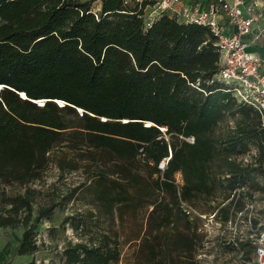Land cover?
<instances>
[{
    "label": "trees",
    "instance_id": "1",
    "mask_svg": "<svg viewBox=\"0 0 264 264\" xmlns=\"http://www.w3.org/2000/svg\"><path fill=\"white\" fill-rule=\"evenodd\" d=\"M155 2L101 0L95 12L92 0H0V228H23L18 254L39 250L38 225L60 204L28 185L51 163L80 167L56 153L68 135L96 165L88 189L105 214L118 210L124 222L147 210L135 264H201L195 223L209 212L223 223L241 213L250 229L235 243L255 254L264 223L246 214L264 191L255 177L264 178V118L217 79L212 29L168 13L148 25ZM228 117L235 126L218 132ZM251 147L257 165H244ZM15 185L25 190L9 194ZM121 255L118 237L100 232L62 259L114 264Z\"/></svg>",
    "mask_w": 264,
    "mask_h": 264
},
{
    "label": "rangeland",
    "instance_id": "2",
    "mask_svg": "<svg viewBox=\"0 0 264 264\" xmlns=\"http://www.w3.org/2000/svg\"><path fill=\"white\" fill-rule=\"evenodd\" d=\"M92 1L93 10L98 12L101 8V0ZM151 9V6L146 9L145 18L148 22L151 17ZM234 126L235 120L228 117L218 127V132L226 133ZM85 149V145L79 139L72 135L66 136L58 146L56 153L59 156H64L63 152H65L68 159L79 160V169L62 171L57 164L51 163L41 182L28 185L42 189L45 194L56 196L60 203L49 219L39 223L37 228L39 250L31 254L29 264L32 262L33 264H64L62 253L65 248L77 242L86 241L89 235H96L100 232L110 233L112 236L118 237L121 242V259L114 264H135V254L140 243V240L136 238L141 226L145 223L147 210L141 209L137 215L132 212L125 213L124 222L120 220L118 210H115L113 215L105 214L99 202L95 200L88 189L93 180V171L96 170V165L89 159L83 158V155L81 156V151ZM175 177L178 183L183 184L180 172ZM255 177L264 187V178L259 174H255ZM19 190L24 191L25 187L19 185L7 187L9 194H14ZM73 191L74 195L67 198ZM249 205H253L254 210L250 208L251 210L246 214L248 218H255L264 223V191L257 192L255 200ZM213 217L214 215L209 212L205 218L195 223L197 232L202 236V249L197 253L200 263L260 264L252 249L246 247L240 250L235 243L238 236H241L242 239L248 236L249 221L240 219L241 213L237 215L234 223H223ZM79 224L80 228L76 229V225ZM12 230L18 233L23 232L22 227L4 228L7 233ZM261 231H264V225L260 229ZM252 236L258 237L255 234Z\"/></svg>",
    "mask_w": 264,
    "mask_h": 264
},
{
    "label": "built area",
    "instance_id": "3",
    "mask_svg": "<svg viewBox=\"0 0 264 264\" xmlns=\"http://www.w3.org/2000/svg\"><path fill=\"white\" fill-rule=\"evenodd\" d=\"M143 1L125 0V3ZM151 7L156 13L149 18L148 25L168 13L180 21L209 26L218 37L221 53L217 79L240 103L253 106L264 118V0H208L204 9L187 5L184 0H156ZM220 18L227 21L231 33L222 30ZM257 157L258 150L251 147L239 156V161L257 165ZM255 257L264 264V232L257 241Z\"/></svg>",
    "mask_w": 264,
    "mask_h": 264
},
{
    "label": "crops",
    "instance_id": "4",
    "mask_svg": "<svg viewBox=\"0 0 264 264\" xmlns=\"http://www.w3.org/2000/svg\"><path fill=\"white\" fill-rule=\"evenodd\" d=\"M184 2L187 5H193V7L199 5L200 9H204L208 0H184ZM155 13L156 11L151 9V17H154ZM220 24L225 33L232 32L231 27L224 18H220ZM21 242L22 233L14 232L13 230L7 233L4 231V228H0V264H29L31 255H20L17 252Z\"/></svg>",
    "mask_w": 264,
    "mask_h": 264
},
{
    "label": "water",
    "instance_id": "5",
    "mask_svg": "<svg viewBox=\"0 0 264 264\" xmlns=\"http://www.w3.org/2000/svg\"><path fill=\"white\" fill-rule=\"evenodd\" d=\"M0 88H1V87H0ZM22 96H23L24 98H26V94H25V93H23ZM171 155H172V153H171Z\"/></svg>",
    "mask_w": 264,
    "mask_h": 264
},
{
    "label": "bare ground",
    "instance_id": "6",
    "mask_svg": "<svg viewBox=\"0 0 264 264\" xmlns=\"http://www.w3.org/2000/svg\"><path fill=\"white\" fill-rule=\"evenodd\" d=\"M42 103V102H41ZM61 104H62V102H61Z\"/></svg>",
    "mask_w": 264,
    "mask_h": 264
}]
</instances>
